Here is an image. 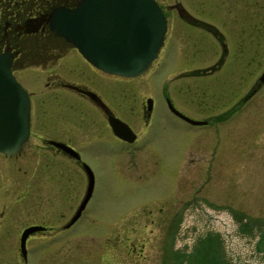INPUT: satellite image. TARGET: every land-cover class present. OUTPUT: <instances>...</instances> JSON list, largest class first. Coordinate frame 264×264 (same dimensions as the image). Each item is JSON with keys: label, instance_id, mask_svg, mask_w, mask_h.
<instances>
[{"label": "rangeland", "instance_id": "1", "mask_svg": "<svg viewBox=\"0 0 264 264\" xmlns=\"http://www.w3.org/2000/svg\"><path fill=\"white\" fill-rule=\"evenodd\" d=\"M205 1L209 2L198 5L201 2L182 0L181 5L191 13L207 11L214 16L198 14L218 23L221 0ZM158 2L168 28L156 59L138 78L106 81L114 87H132L113 110L139 136L135 145L148 141L155 131L159 136L137 156L127 158L117 150L121 143L111 142L102 148L106 153L99 154L102 149L96 151L97 145L95 151L88 148L82 154L96 175L85 207L91 206L92 214L90 221L67 230L62 226L82 197L84 177L77 194L61 193L55 177L49 183L39 174L21 178L16 199L10 161L0 157V264H105V258L113 264H264V82L250 104H243L264 71V51L245 52L243 60L231 51L222 67L209 69L205 76L187 74L214 65L223 55L218 47L189 49L185 31L191 29L172 10L174 0ZM63 60L74 62L70 55ZM87 75L106 83L104 76L92 71ZM21 80L35 103L30 133L37 134L45 124L42 106L37 105L44 90L39 83ZM160 93L191 119L207 124L188 125L169 115L159 119L157 112L145 127L136 103L151 95L159 100ZM154 117L159 119L156 128ZM98 155L106 156V162L98 164L102 169L93 164ZM60 163L42 151L27 164L17 165L39 171L48 164L56 173ZM35 224L46 231L27 239L23 262L18 238L25 227ZM104 236L119 244L114 258L104 249V240L99 244Z\"/></svg>", "mask_w": 264, "mask_h": 264}, {"label": "flooded vegetation", "instance_id": "2", "mask_svg": "<svg viewBox=\"0 0 264 264\" xmlns=\"http://www.w3.org/2000/svg\"><path fill=\"white\" fill-rule=\"evenodd\" d=\"M78 1L0 0V54L4 53L10 56V71L22 86L21 79L24 80L25 84L28 82L39 83L44 90L41 105H39V102L38 104L36 103L38 106H42L43 121L45 123L41 129L42 131H38L37 134L35 133L36 131L30 133L29 128L27 141L20 147L18 152L12 156L0 154V157H4L3 159L10 161L11 188L15 191L17 199L18 179H27L39 174L47 178L48 183L49 180L54 179L50 177L58 179L61 193L77 194L80 191L81 177H84V190L75 211L79 207L88 186L89 175L84 164L89 167L92 175V188L89 199L95 187V172L91 169L90 164L82 159V154L86 153L88 148L95 151L98 145L96 149L98 151L110 142L112 144L121 143L118 144L121 147L119 146L117 150L122 154L125 153V156L128 158L130 154L139 153L145 144L153 143L160 132H153L155 136L150 137L146 142L135 145L139 136L129 125V121L117 117L113 110L114 104L117 105L119 99H122V101L127 99L125 94L132 87L129 86L128 88V86L117 85L114 87L111 82H107L106 79L114 82L124 77L108 74L94 68L78 54L72 45L67 43L62 37L57 36L51 29L49 22L50 14L58 8H73ZM155 1L163 11L158 0ZM183 1L193 2V4L201 2L198 5L209 2H204V0ZM181 2L182 0H174L172 10L175 11L177 18L191 29V31H185L186 38L190 42L188 48L195 49L200 47L199 51H207L210 48L218 47L223 55L221 56L222 58L219 57L214 65L190 71L187 74L202 73L201 75L205 76L209 73V69L217 65L222 67L224 64L223 58L231 51H235V58L242 60V54L245 52L256 53L261 50L264 51V0H221L222 6L220 12L216 14L218 16V23L209 21L208 18L198 14L204 13L207 17L214 16L207 11H195L192 13L186 11L181 5L183 2ZM230 5H234V8H231ZM165 18L166 27L168 28L167 16ZM195 32H199L200 34L194 35ZM67 55H70V58H73L75 63L71 60H63ZM252 56L250 59H252ZM81 64L84 67L82 69L80 67ZM88 71L94 72L97 76H104L106 83L97 82L90 75H87ZM262 75H264V71L254 81V85L244 97L243 104L245 106L248 103L250 104L255 94H258L259 86L264 82V80L259 81ZM138 77L140 76L135 78ZM27 94L30 102L29 123L31 126L35 103H33L31 95ZM118 94L121 97H118ZM160 95L161 98L159 100H156L155 95H151V97H147L143 102L139 99L138 103H136L139 105L138 111L145 127L149 126L153 115L157 116V112L158 116H160L159 119L161 117L167 118V115L180 119L169 111L167 107L170 103L177 109L173 101L167 95H163V93H160ZM147 99L149 100V106H147ZM161 100L166 105L168 112L160 107ZM133 102L135 103L134 100ZM236 111L241 113V107H237ZM109 116L119 118L129 126L135 134L133 142L128 143L114 136L108 124ZM155 118L153 119L154 128L157 127L159 122V119L156 120ZM58 143L74 150L78 156H74L70 151L60 148L57 145ZM42 151L59 158V162L61 163L56 173L51 171L53 167L48 164H45L39 171H30L28 166H19L27 164L29 160L37 157ZM101 152L106 153V150L102 149L99 154ZM136 156H134L135 159H137ZM99 157L98 155L94 158V165L103 163V161L106 162V156H101L100 159ZM98 168L102 169L99 165ZM130 168L136 169L133 165ZM20 169L21 172L19 174L18 171ZM100 174L102 175L103 173ZM88 201L85 203L78 217L74 221L72 220L71 223H68L67 227H64L73 218L75 211L69 216L68 220L66 219V223L62 226L63 230L75 228L81 221H90L92 208L91 206L89 207L90 210H86L85 208ZM0 217L2 218V215ZM103 224L106 227V224ZM41 227H43L42 230L29 234L27 239L35 236L38 232L44 234L42 231H46V227L42 225ZM104 238L105 236L102 238V241H99V244L103 245L104 240L106 243L104 249L109 251L111 257L114 258L113 253L119 244L118 242H114L113 239L107 242L108 237ZM122 245L123 248L125 245L123 243ZM22 261L25 262L26 259L22 258ZM104 261L105 264H113L112 259L105 258Z\"/></svg>", "mask_w": 264, "mask_h": 264}, {"label": "water", "instance_id": "3", "mask_svg": "<svg viewBox=\"0 0 264 264\" xmlns=\"http://www.w3.org/2000/svg\"><path fill=\"white\" fill-rule=\"evenodd\" d=\"M49 21L54 33L75 46L91 65L125 77L136 76L147 68L165 32L164 17L153 0H82L72 10L54 11ZM169 108L192 125L203 124L184 117L171 105ZM108 121L115 135L128 141L133 139L124 123L114 117ZM28 131L27 95L10 73L9 57L0 54V153L15 154L27 139ZM58 146L64 149L63 145ZM86 171L88 187L77 212L91 192L92 178L89 169ZM40 229L31 226L22 231L19 249L23 256L27 235Z\"/></svg>", "mask_w": 264, "mask_h": 264}]
</instances>
